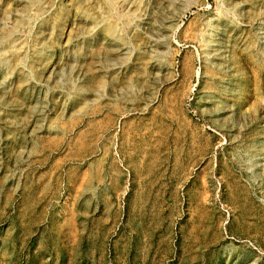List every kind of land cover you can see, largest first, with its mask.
<instances>
[{"label": "rangeland", "instance_id": "1", "mask_svg": "<svg viewBox=\"0 0 264 264\" xmlns=\"http://www.w3.org/2000/svg\"><path fill=\"white\" fill-rule=\"evenodd\" d=\"M0 264H264V0H0Z\"/></svg>", "mask_w": 264, "mask_h": 264}, {"label": "bare ground", "instance_id": "2", "mask_svg": "<svg viewBox=\"0 0 264 264\" xmlns=\"http://www.w3.org/2000/svg\"><path fill=\"white\" fill-rule=\"evenodd\" d=\"M33 1V0H32ZM56 1V0H55ZM34 3V2H33ZM11 4V3H10ZM38 4V3H37ZM36 4V5H37ZM38 6V5H37ZM36 6V7H37ZM4 7V6H3ZM15 9H17V8H15ZM36 9H38V8H36ZM27 10V9H26ZM6 11V10H5ZM9 12V11H8ZM38 12V11H37ZM36 12V13H37ZM77 12V11H76ZM3 14V13H2ZM9 14V13H8ZM11 14V13H10ZM16 14V13H15ZM29 14H30V12H29ZM21 15V14H20ZM10 16V15H9ZM23 16V15H22ZM21 16V17H22ZM41 16V15H40ZM20 18V17H19ZM109 19H111V18H109ZM19 20H21V18L19 19ZM3 21V20H2ZM35 21H37V20H35ZM12 22V21H11ZM23 22V21H22ZM11 24V23H10ZM8 26V25H7ZM32 26V25H31ZM105 32H106V34L108 33L109 35L110 34H113L114 33V28H113V24L112 23H109L108 24V26L105 28ZM12 33V32H11ZM19 34V33H18ZM23 34V33H22ZM28 34V33H27ZM11 35V34H10ZM9 36V35H8ZM5 38H8V37H5ZM134 50V49H133ZM27 52H28V50H27ZM34 53V52H33ZM26 54V53H25ZM17 55V54H16ZM27 59V58H26ZM20 60V59H19ZM21 63V62H20ZM123 63H125V62H123ZM31 64V63H30ZM16 65V64H15ZM32 66V65H31ZM27 69V68H26ZM149 70V69H148ZM8 71V70H7ZM9 76V75H8ZM32 78V77H31ZM5 79V78H4ZM31 80V79H30ZM7 85V84H6ZM97 98V97H96ZM87 103V102H86Z\"/></svg>", "mask_w": 264, "mask_h": 264}]
</instances>
